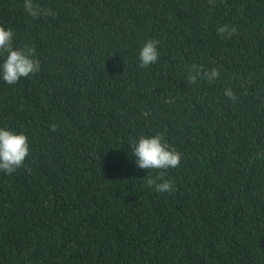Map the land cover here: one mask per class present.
<instances>
[{"label": "trees", "instance_id": "trees-1", "mask_svg": "<svg viewBox=\"0 0 264 264\" xmlns=\"http://www.w3.org/2000/svg\"><path fill=\"white\" fill-rule=\"evenodd\" d=\"M23 3L0 0L39 61L0 79V126L29 146L0 170V264H264V0ZM157 133L178 165L137 168L130 140Z\"/></svg>", "mask_w": 264, "mask_h": 264}, {"label": "clouds", "instance_id": "clouds-1", "mask_svg": "<svg viewBox=\"0 0 264 264\" xmlns=\"http://www.w3.org/2000/svg\"><path fill=\"white\" fill-rule=\"evenodd\" d=\"M24 10L30 16H37L39 9L34 6L33 0H24ZM48 11V10H45ZM227 26H222L218 32L224 33ZM12 30L0 25V79L8 85H14L21 77H28L38 71L39 61L35 58L34 49L25 46L23 49L14 48L12 45ZM156 41L147 40L138 50V59L141 67H146L157 59ZM217 69L210 70L192 66L188 79L196 82L203 78L212 82L219 76ZM225 95L234 99L230 89L225 90ZM129 152L134 157V164L139 169L167 170L176 167L180 154L164 140L160 133L154 135L141 134L138 138L130 140ZM29 146L27 136L17 132L9 126H0V170L11 173L19 167L26 155ZM163 172H157L155 179L149 177L147 183L155 184L158 191L170 188L171 181L163 179ZM156 181H161L156 183Z\"/></svg>", "mask_w": 264, "mask_h": 264}]
</instances>
